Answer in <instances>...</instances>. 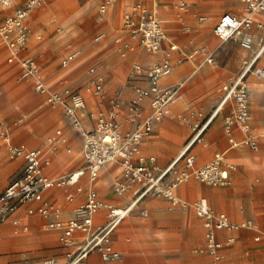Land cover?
Masks as SVG:
<instances>
[{
    "label": "built area",
    "instance_id": "2783aa9c",
    "mask_svg": "<svg viewBox=\"0 0 264 264\" xmlns=\"http://www.w3.org/2000/svg\"><path fill=\"white\" fill-rule=\"evenodd\" d=\"M17 1L19 0H0V36L16 55L28 45L30 28L27 20L31 12L43 3V0H23L22 4L15 5ZM243 1L248 5V12H264V0ZM116 2L117 0H104L100 5V12L106 13ZM179 7L186 11V2H181ZM10 8L13 10L7 12ZM255 24L264 27L263 23H256L250 16L239 18L231 12H225L215 26V33L223 41L240 36L242 45L251 48L253 36L250 30ZM123 29L131 35L129 41L121 42V37L116 39V42H120L119 46L123 55L135 49V42L149 53H158L163 49V42L167 37L164 25L155 13L148 12L142 0H134L132 10L124 16ZM189 29V26L184 25V30L189 31ZM105 36V33L97 34L95 40L101 41ZM176 49L177 45L171 44L161 60L146 68L141 63H135L133 77L141 78L147 84H134L133 94L127 102L124 101L121 92H116L109 98V110L91 113V118L95 120L93 130L87 129L80 117V110L86 107V99L81 90L64 87L62 90L49 91L41 66L36 59L20 57L25 76L34 77L36 80L35 89L47 95L52 104L62 105L73 126L81 133L84 138L85 165L84 168L68 176L52 178L45 173L39 149L26 151L23 155L25 165L22 173L0 192V222L12 220L16 226L21 225V220L16 216L19 210L32 202H39L37 207H28L27 214L39 213L47 220L48 228L61 230L60 240L64 246L78 247L74 252L68 253L67 264H88V256L93 251L99 252L104 260L110 261L121 257V253L113 245V231L145 197L159 196L180 203L181 200L175 190L180 183L191 177L209 185H230V173L235 167L227 163L224 152H218L212 161L195 167L196 155L192 152V146L196 142L205 140V132L214 114L206 122L194 126V136L181 154L166 168L158 167L155 156L142 153L141 147L145 139L152 134L155 125L169 113V105L178 95L179 85L162 84V79L173 70L172 53ZM263 49L264 46L253 57L245 59L241 73L222 86L223 96L220 104L223 106L233 101V111L225 117V127L232 145L239 144L233 136V130L238 126L245 134L242 143L255 150L259 148V143L252 125L247 77L252 72L259 77L264 76V68H255ZM79 52L75 49L70 50L62 64L68 66L78 57ZM9 60L13 61L14 57L11 56ZM213 60V56H210L207 61L213 62ZM90 73L94 76L88 89L104 98L103 76L97 73L95 66L90 68ZM147 107L150 108V113L146 114ZM124 111L126 121L136 124L134 129L124 130L121 119ZM0 132L6 138L7 128L3 123H0ZM58 134H61V131H58ZM10 150L13 157H19L23 152L17 145H10ZM181 161L184 162L183 168L178 167ZM110 162H118L121 166V177L115 180L114 191L118 195H123L135 189V199L129 206L118 207L104 204L97 190L90 188L85 201L75 208L74 217L65 219L63 208L45 197L46 192L53 187L77 184L84 172H89L91 180L94 181ZM81 189L79 187V190ZM67 197L69 200H74L72 194H68ZM104 206L109 209V221L103 227L93 230L94 215ZM194 208L197 215L203 219L206 229V242L201 251H206L218 264H223L224 243L218 239V232L220 230L234 232L241 227L253 228V221L236 223L226 213L215 211L206 198L198 199ZM142 213L148 214L147 210H143ZM21 229L27 230L28 226L24 225ZM76 231L87 234L85 243H78ZM235 240L236 237L231 235L225 243L231 244ZM45 264H57V260L48 258Z\"/></svg>",
    "mask_w": 264,
    "mask_h": 264
},
{
    "label": "crops",
    "instance_id": "0c3cea01",
    "mask_svg": "<svg viewBox=\"0 0 264 264\" xmlns=\"http://www.w3.org/2000/svg\"><path fill=\"white\" fill-rule=\"evenodd\" d=\"M22 3L23 0H19L15 3V5H19ZM154 5L158 6L159 4L158 2H156L154 3ZM12 10L13 8H10L7 10V12H10ZM180 10L183 11L185 18L189 16V14H187V10ZM224 13H222L221 16ZM30 17L31 16H29V18ZM253 19L256 21V23L260 22L264 24V15L260 17H256L254 15ZM179 22H182V20H179ZM204 22H207V20ZM162 23L167 34V37L163 42V49L158 53H149L144 49L140 50V52L133 53H138L137 59L134 62L135 64L140 63L139 60L150 61L144 60L142 58L144 57L143 55L147 53L148 55H151V60H153L154 58H158L160 56L162 57L163 55H165L166 50L170 48L171 44L177 45V49L172 53L174 68L168 76L162 79V84L164 85H179L178 95L175 98L176 101L174 100L175 102L173 101L169 105V113L163 118L162 121L158 122L155 125L154 131L145 139L141 147L143 154L156 157V163L160 169L166 168L175 158H177L188 143L186 139V136L188 135V132L186 130L187 127L185 125H180V129L176 131L174 129V123L172 119L173 116L176 112L185 108L188 100L198 97L200 93L208 92L212 86L209 83L208 85L200 89L201 91L192 93L190 91L189 85L184 86V84L181 83L185 79L186 75H183L180 78L179 82L171 81V76H173L174 74L176 62L181 59L179 58V54L182 52L183 45L189 39L187 35V32L189 31L184 30V25L187 24L183 21V23L180 25V30H182L184 34L172 37L170 30H168L165 22ZM203 24L204 23H202V27H204ZM263 31L264 27H259L257 26V24H255L250 30V33L253 36V45L251 48H246L243 46L244 50L248 52L244 60L253 57L255 53L260 51L264 46V38L262 39V41H259V39L262 38L260 34ZM216 36L218 37L217 34ZM129 40L130 38L124 41ZM221 41L223 42V40ZM257 41H259L258 44ZM201 44L208 49H212L217 46V38L210 35L202 39ZM29 49L30 44L28 42L27 47L21 52L20 57H33L40 64L42 69V65L39 60L36 57L30 56L28 53H26L27 51H29ZM71 50L74 49L72 48ZM75 50L80 51V49ZM200 52L201 50L199 49L194 50V52L189 56H186L185 59L189 60L190 58H192L191 63H200L203 59V53ZM0 55H4L3 50L0 51ZM207 60L208 57L206 58V61ZM244 60L237 74L224 84L229 83L241 73ZM62 66L66 67L63 64ZM92 66L94 65H91L89 67L90 78L86 82L85 86L81 88H75L80 89L85 96L86 107L80 110L79 113L84 126L89 130H93L95 127V120L91 118V113L99 112L101 110H109V98L116 92H121L124 101L127 102L133 94L134 84H147L143 79L133 77L131 90H116L113 93H109L105 89L104 80L105 97L102 98L101 96L96 95L92 90L88 89L90 81L94 76L90 73V68ZM255 68H264V49L256 61ZM42 73L47 82V78L43 70ZM97 73L102 75L100 72H98V70ZM56 77L57 76H54L53 80H55ZM31 78H33V86L35 88L36 80L34 77ZM247 81L249 85V104L252 112V125L254 132L256 133L257 129L260 133H256V135L258 136L259 148L255 150L250 146L242 143L245 134L238 126L234 128L233 136L239 142V144L235 146L230 142V136L227 130H225L224 126L225 117L231 114L233 111V101H229L223 106H220L223 96V84L219 89L217 107L211 112V114H214V117L205 132V140L202 142H196L192 146V152L196 155L195 167L202 166L212 161L218 152H224L226 155V161L227 159H229L230 161H232L235 167L230 173L232 178V185L229 187L221 186L218 188L215 185H209L196 179L195 177H191L190 179L180 183L175 191L180 200L181 197L179 194V190L181 193H184L186 197H189V199H191L193 195L199 190L197 184L193 181H190L192 178H195L197 181L209 186L203 189L206 196L202 197H206L208 199L210 206L215 211L226 213L234 222V218H251L255 222H257V224H259V227H262L264 226V154H262V160L255 161V157L251 152H258L261 147L264 150V77H259L255 72H252L248 75ZM37 93L39 96H44V94H41L39 92ZM256 97H258V102L256 101ZM37 108L38 109L35 110V120L31 121L33 123L37 119H41L39 130H36L38 131V139L34 143L36 147L35 149L50 147L49 145L52 143L55 145L61 144L64 146L59 151L55 149L53 150L54 152L52 151L48 153L49 157L52 159V164L49 168H46V166L44 165L45 173L48 176L55 178L61 174L68 173V171L72 170V173L84 168V147L81 146L80 140L84 138L82 137L81 133L73 126L72 121L66 114L64 107L62 105L58 106L45 103L40 104V106H38ZM256 108L261 109L262 118L260 120L253 118V114ZM7 109L8 108L6 106V102L4 100L0 101V115L8 113L9 110ZM148 112H150L149 107H147L145 110L146 114ZM121 119L124 123V130H131L136 127V124L126 121L125 111L122 113ZM7 122L9 124H13L14 129L20 128L23 124V120L22 122L18 123L15 121V119L3 121L2 123L9 126ZM29 127L26 133L24 131L22 137L28 138L30 136L31 132H29ZM9 128L11 130L10 126ZM58 131H61V134H58ZM52 135L55 136V138H52ZM11 137L12 142L15 145H18L19 143L20 145L25 144L29 147H34L26 142H20L22 139L21 137L15 140L12 135V130ZM67 145L73 148L72 153H69L66 150ZM154 153H156L157 155ZM81 159H83V162L81 161ZM207 159L209 160L203 164H200L198 161ZM24 165L25 160L23 163V168ZM178 167L183 168L184 162L181 161ZM119 177H121L120 164L118 162H110L101 170L100 174L94 181L91 180L89 172H84L77 184H66L61 187H53L46 192L45 197L63 208L65 219L74 217L75 208L80 203L85 201L86 195L90 188H94L97 190L99 198L104 204L115 205L118 207H127L135 199V189H131L123 195H118L114 191V182ZM170 177H172V175ZM7 186H5L3 190ZM79 187L82 189L79 190ZM68 194H72L74 196V200H69L67 197ZM210 200L213 201V205ZM168 203L170 205H167ZM38 205L39 202H32L26 206H23L19 210V212L16 214V216L21 220V225L19 226H16L12 220L0 222V235L5 234L11 227L12 234L18 237L26 235L32 229L36 234V238L41 243L51 244L53 242H58L60 244L55 248L43 249L41 251H38L37 253H39L40 256H49V258H55L57 260V264H67V262L69 261L68 253L74 252L78 247L64 246L60 240L61 230L48 228L46 224L47 220L39 213H35L33 215L27 214L28 207H37ZM107 209L108 208L104 206L100 208L97 214L94 215L93 230H97L98 228H101L108 223L109 210ZM134 210L138 211V216L129 217L130 214L134 212ZM143 210H147L148 214L144 215L142 213ZM150 210L152 211L151 217ZM43 220L45 221V226H43ZM24 225L28 226L27 230L21 229V227ZM17 229L20 230L17 231ZM225 232H228L226 237ZM205 234L206 229L204 226V221L197 215L195 208L193 212L192 209L189 210L188 207L183 206L180 203L173 202L163 197L149 195L141 200L136 206H134L130 213L120 221V223L116 226L115 230L112 233L113 245L115 249H117L121 253V257L116 260L106 261L101 257L99 252L93 251L88 256V264H175V259L178 258V256L187 258L188 255H191L192 250L198 247L203 242V239L206 242ZM7 235V241L17 242V239L9 237L10 234ZM231 235H234L236 237L235 231L230 232L227 230H220L218 232V239L224 243L223 248L232 244L225 243L227 238ZM75 236L79 244L85 243L87 234L82 231H76ZM26 254V252L20 251L18 252V254H15V257L24 258ZM43 262L45 264V261ZM11 264H42V259L36 260L33 263H28L27 261L22 259L18 263Z\"/></svg>",
    "mask_w": 264,
    "mask_h": 264
},
{
    "label": "rangeland",
    "instance_id": "374dc122",
    "mask_svg": "<svg viewBox=\"0 0 264 264\" xmlns=\"http://www.w3.org/2000/svg\"><path fill=\"white\" fill-rule=\"evenodd\" d=\"M43 1V5L35 9L27 21L30 28V49L26 53L36 57L41 63L42 70L47 78L46 84L49 91L62 90L65 86L72 88L84 87L90 78L89 67L91 65L96 66L98 72L103 75L107 92L113 93L116 90H131L134 71L133 64L138 54L133 53L140 52L144 48L135 42V49L129 50L126 55H123L119 48L120 42H116V39L121 37L122 42L131 36L128 31L123 29V25L124 16L132 10L134 0H117L115 5L110 7L105 14L100 12V5L104 0ZM142 1L149 13H155L162 22H165L172 37L184 34L180 30V25L183 21L190 28L189 32H187L189 39L182 47V52L179 54V58L181 59L176 62L171 81L179 82L180 78L186 75L181 83L184 86L189 85L192 93L201 91L200 89L209 83L212 85L208 92L200 93L198 97L188 100L185 108L176 112L172 118L176 131L180 129V125L187 127L188 135L186 139L189 142L194 136V126L206 122L212 115L211 112L218 104L220 87L237 74L248 53L243 48L240 36L232 38L227 42H222L215 34V26L221 14L226 11L233 12L239 18L247 16L248 5L243 0ZM156 2L159 4L157 6L159 7V13L155 10L156 6L154 3ZM181 2H186L187 4V14L189 16L186 18L179 7ZM206 16H209L210 19L204 18ZM179 20H182V22H179ZM206 20L209 22V25L204 28L202 27V23ZM98 33L106 34L100 42L94 40ZM210 35L217 38V46L212 49H208L201 44V40ZM260 35L262 38L259 41H262L264 31ZM259 41H257V44ZM72 48L80 49V55L68 66L63 67L62 60ZM198 49L201 50L200 53H203V59L200 63H191L192 58L189 60L185 59L186 56H189L194 50ZM1 50L4 51V55H0V101L4 100L6 102L9 112L0 115V123L12 119L20 123L23 120L22 126L18 129H14L13 124H9L8 122L7 124L11 127L15 140L21 137L20 142H26L35 147L34 143L38 139V131L36 130H39L41 120L37 119L33 123L31 122L35 120V110L38 109L37 107L40 104L52 103L49 102L47 95H38V91L36 90V92L33 86V78L29 76L23 77L22 65L19 58L21 53L16 55L0 36ZM11 56L14 57L12 62L9 61ZM210 56L214 57L212 63L206 61V58ZM160 57L150 61H139L146 68L152 63L161 60L164 55ZM54 76H57L55 80H53ZM256 101L258 102V97H256ZM185 117L187 119H184ZM253 118L257 120L262 118L260 108H256ZM5 127L7 128L6 125ZM28 127L29 132H31L30 136L28 138L22 137L24 131L25 133L28 131ZM224 128L226 130L225 126ZM256 133L260 134L257 129ZM52 138H55V136L52 135ZM80 140L81 146L84 147L83 139ZM10 145L12 144H9L0 132V191L12 180L16 179L23 170V155L26 151H23L19 157H13ZM19 145L18 143L17 146ZM58 145L57 150L64 147L61 144ZM49 146L47 148H40L44 159L51 160V163L46 165V168H49L52 164V159L48 154L52 152L51 144ZM70 149L66 150L72 153L73 148L71 146ZM251 153L255 157V161L263 159L262 154H264V150L262 147L258 152ZM209 159L198 161L200 164H203ZM81 161L83 162V159ZM227 162L234 167L232 161L227 159ZM71 171L55 178L68 176ZM230 179L231 184L227 187L232 185L231 175ZM190 181L195 182L199 190L191 199L179 190L181 197L180 204L188 207L189 210L192 209L194 212L195 202L200 197L206 196L203 189L209 186L197 181L195 178H192ZM216 187L219 188L221 186L216 185ZM210 201L213 205V201ZM167 205L170 204L168 203ZM132 216H138V211L134 210L129 217ZM151 216L152 211L150 210ZM234 220L236 223L251 220L254 227H241L235 231L236 240L231 245L225 246L222 250L224 264H264V226L259 227V224L251 218L245 219V217H240L239 219L234 218ZM43 226H45L44 220ZM225 233L226 237L228 232ZM7 234H10L9 237L17 239V242L7 241ZM35 235V232L31 229L26 235L15 236L12 234V227L5 234L0 235V264L18 263L22 259L28 263L42 259V264H44L43 261L49 258V256H40L37 252L43 249L55 248L60 244L58 242L51 244L41 243ZM204 242L205 240L203 239V242L194 248L191 255H188L187 258L178 256L175 259V264H218L212 255L206 251H201V248L204 247ZM20 251L27 253L24 258L15 257V254H18Z\"/></svg>",
    "mask_w": 264,
    "mask_h": 264
},
{
    "label": "bare ground",
    "instance_id": "6f19581e",
    "mask_svg": "<svg viewBox=\"0 0 264 264\" xmlns=\"http://www.w3.org/2000/svg\"><path fill=\"white\" fill-rule=\"evenodd\" d=\"M43 3H44V1H43ZM43 3H42V5H43ZM42 5H41V6H42ZM155 10H156V12L159 13V7L156 6ZM33 11H34V10H33ZM33 11L31 12L30 15L33 14ZM253 14H254L256 17H260V16H263V15H264L263 12H248V13H247V16H250V17L253 18ZM179 16H180V15H179ZM204 18L209 19V16H206V17H204ZM182 23H183V22H182ZM208 25H209L208 22H204V24H203L204 27H207ZM167 39H168V38H167ZM223 42H224V41H223ZM144 52H145V51H144ZM143 56H144V57H142V58H143L144 60H151V58H152L151 55H148V53L145 54V55H143ZM139 59H140V57H139ZM173 68H174V67H173ZM22 70H23V68H22ZM22 75H23V77L25 76L24 70L22 71ZM263 77H264V76H263ZM175 101H176V99H175ZM175 101H174V102H175ZM173 105H174V103H173ZM6 126H7V125H6ZM6 139L9 141L10 144L15 145V144H13V142H12L11 130H10L9 126H7ZM83 142H84V139H83ZM56 146H57V145H55V144H53V143L51 144V149H52V151L56 149ZM19 147H20L23 151H29V150H32V149H35V148H36V147H29V146H27V145H25V144L19 145ZM37 149H39V151H40V157L42 158L44 165H45V166H46V165H49V164L51 163V160H50V159H49V160H45L44 157H43V155H42V150H41L40 148H37ZM66 149H67V150H71L69 145H67ZM58 151H59V150H58ZM53 152H54V151H53ZM227 163H228V162H227ZM228 164H229V163H228ZM112 166H113V164H112ZM96 214H97V213H96Z\"/></svg>",
    "mask_w": 264,
    "mask_h": 264
}]
</instances>
